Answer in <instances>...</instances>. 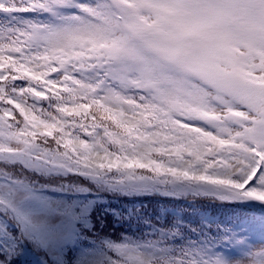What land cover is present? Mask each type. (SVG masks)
Wrapping results in <instances>:
<instances>
[{"label": "snow or ice", "instance_id": "6c2138e0", "mask_svg": "<svg viewBox=\"0 0 264 264\" xmlns=\"http://www.w3.org/2000/svg\"><path fill=\"white\" fill-rule=\"evenodd\" d=\"M0 264H264V0H0Z\"/></svg>", "mask_w": 264, "mask_h": 264}, {"label": "trees", "instance_id": "16d2710c", "mask_svg": "<svg viewBox=\"0 0 264 264\" xmlns=\"http://www.w3.org/2000/svg\"><path fill=\"white\" fill-rule=\"evenodd\" d=\"M111 203L116 209L119 210H131L133 208H142L145 212H148L149 214H154L157 210H161L163 208H168L169 210H171L175 206V202L162 201L159 198L136 201L112 200ZM195 207L202 214L203 212H206L209 216H213L217 220L224 221L231 220L234 216H237L242 212L241 208L227 204L210 205L207 203H201L199 205H196ZM186 211L189 213L190 218L195 219L196 212H194L192 208L186 209ZM257 239H259V237H257Z\"/></svg>", "mask_w": 264, "mask_h": 264}]
</instances>
